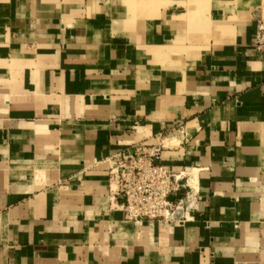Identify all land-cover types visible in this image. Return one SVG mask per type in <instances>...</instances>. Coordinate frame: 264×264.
<instances>
[{"label":"crops","instance_id":"1","mask_svg":"<svg viewBox=\"0 0 264 264\" xmlns=\"http://www.w3.org/2000/svg\"><path fill=\"white\" fill-rule=\"evenodd\" d=\"M264 0H0V264H264ZM190 173L187 222H130L106 161Z\"/></svg>","mask_w":264,"mask_h":264},{"label":"built area","instance_id":"2","mask_svg":"<svg viewBox=\"0 0 264 264\" xmlns=\"http://www.w3.org/2000/svg\"><path fill=\"white\" fill-rule=\"evenodd\" d=\"M255 47L264 49V20L257 25ZM161 154L162 146L137 144L106 161L110 197L126 221L183 224L197 209L194 177L163 166Z\"/></svg>","mask_w":264,"mask_h":264}]
</instances>
